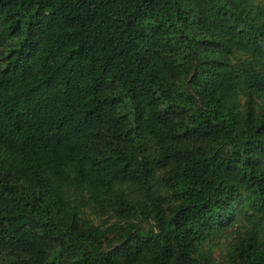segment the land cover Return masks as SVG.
Masks as SVG:
<instances>
[{
    "label": "trees",
    "instance_id": "obj_1",
    "mask_svg": "<svg viewBox=\"0 0 264 264\" xmlns=\"http://www.w3.org/2000/svg\"><path fill=\"white\" fill-rule=\"evenodd\" d=\"M0 264H264V4L0 0Z\"/></svg>",
    "mask_w": 264,
    "mask_h": 264
},
{
    "label": "rangeland",
    "instance_id": "obj_2",
    "mask_svg": "<svg viewBox=\"0 0 264 264\" xmlns=\"http://www.w3.org/2000/svg\"><path fill=\"white\" fill-rule=\"evenodd\" d=\"M254 2L256 3V4H264V0H254ZM90 212V211H89ZM90 218L91 219H94V221H95V223L96 224H100V225H103V223L105 222V220L107 219V218H96V217H94V216H90ZM112 222H115L114 220L112 221ZM218 244V243H217ZM216 251V253H215V257L216 258H219L221 255H220V253H221V251H220V249H216L215 250Z\"/></svg>",
    "mask_w": 264,
    "mask_h": 264
}]
</instances>
